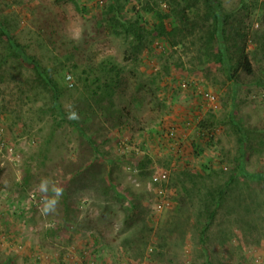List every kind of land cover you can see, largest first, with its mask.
Listing matches in <instances>:
<instances>
[{"label":"rangeland","instance_id":"rangeland-1","mask_svg":"<svg viewBox=\"0 0 264 264\" xmlns=\"http://www.w3.org/2000/svg\"><path fill=\"white\" fill-rule=\"evenodd\" d=\"M114 1L0 0L24 49L0 37V264H264V0H210L248 43L237 83L207 59L205 0H117L145 31L158 11L175 23L139 48L107 29ZM230 177L202 233L206 193Z\"/></svg>","mask_w":264,"mask_h":264},{"label":"trees","instance_id":"trees-1","mask_svg":"<svg viewBox=\"0 0 264 264\" xmlns=\"http://www.w3.org/2000/svg\"><path fill=\"white\" fill-rule=\"evenodd\" d=\"M206 1V10L205 15L207 17H212V28L209 30V34L207 36L206 41L203 45L209 44L208 42L217 41V46L215 48L216 52H212L208 47L206 53L207 59L213 61V63L225 66L229 69L230 75L236 83L240 79L241 73L246 75L254 74V67L247 52V41L238 46L237 38H233L234 43H229V32H228V21L231 18L230 13L222 12L220 4H211L210 0ZM111 2L107 11H105V15L108 16L109 23L111 25H107L108 30H117L122 28L126 37H130V43L135 44V47H143V43L145 41H150L151 43L155 39L167 38L170 33L173 32L175 28V23L168 20L169 15L167 13L157 12V20L153 24L152 28L148 31H145L146 26L142 24V20L140 17L137 18H121L115 14V3ZM168 24L171 27V30L168 29ZM236 34H239V31H236ZM243 36L247 38L248 32H244ZM0 37L3 39L7 45L9 46V50L12 56H22L24 55V49L21 47L19 43H17L9 34L8 30L0 23ZM149 37V39H148ZM30 64L33 65V69L38 78V81L50 91L51 90V105L50 110L52 112H60L63 113L64 106L61 102V94L59 92L58 84L51 77V75L46 71V69L35 59L29 57ZM75 112H64V119H69L71 122H78V118L75 116ZM201 133L204 135L206 132L203 131V128H208L209 124L207 120H202L201 122ZM207 134V133H206ZM240 143L245 141V138L240 136ZM235 177H230L229 180L224 182L223 184L207 191L206 200L204 202V220H203V232L204 233L210 225L212 224L214 218L216 217L217 211L220 208L223 197L231 185L232 181Z\"/></svg>","mask_w":264,"mask_h":264},{"label":"built area","instance_id":"built-area-1","mask_svg":"<svg viewBox=\"0 0 264 264\" xmlns=\"http://www.w3.org/2000/svg\"><path fill=\"white\" fill-rule=\"evenodd\" d=\"M2 145H6L5 141L2 140L1 141ZM7 148H13V147H7ZM16 160H18L19 158L15 157ZM166 178V173L165 172H157L155 175H154V181H159V180H163Z\"/></svg>","mask_w":264,"mask_h":264}]
</instances>
